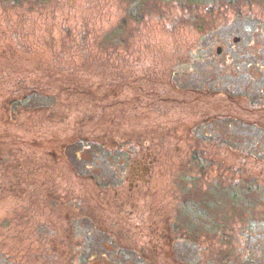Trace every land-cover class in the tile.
Wrapping results in <instances>:
<instances>
[{
	"label": "rangeland",
	"instance_id": "rangeland-1",
	"mask_svg": "<svg viewBox=\"0 0 264 264\" xmlns=\"http://www.w3.org/2000/svg\"><path fill=\"white\" fill-rule=\"evenodd\" d=\"M219 4L142 0L135 18L127 0H0V264H79L88 235L89 264H264V133L206 123L264 124V111L168 93L171 71L185 86L264 90V0ZM76 80L112 92L77 96ZM20 85L49 94L12 118L6 101ZM85 112L97 123L84 136L99 146L72 140ZM105 132L143 141L111 154ZM231 184L246 190L240 199L224 191ZM186 199L208 224L181 214Z\"/></svg>",
	"mask_w": 264,
	"mask_h": 264
},
{
	"label": "trees",
	"instance_id": "trees-1",
	"mask_svg": "<svg viewBox=\"0 0 264 264\" xmlns=\"http://www.w3.org/2000/svg\"><path fill=\"white\" fill-rule=\"evenodd\" d=\"M13 1V0H11ZM20 2L21 0H15ZM142 0H127L128 3V10L129 13L135 17V18H139L137 17L139 15V3ZM162 1H173V0H162ZM177 2H179L181 5H188L190 7L193 8H200V7H208V6H215L216 4H219L221 1H226L228 2L230 5L233 3H238L241 4V2L245 1L247 2V0H175ZM219 6H222L221 4H219ZM177 73L176 71H171L169 74V89H168V93H173L175 94L177 91L179 93H186V94H193V95H199L201 93H204L208 96L214 97V96H223V97H229L235 100V103L238 104L243 110H245V108L249 111H251L252 113L256 112V113H260L264 111V90L263 89H258V90H251V89H247V90H236V91H224V90H216L215 88H213L212 83L210 80H205V81H195L194 83H190V84H186L183 85L181 83V81L179 80V78L177 77ZM78 80V79H77ZM76 80V82H74V84L72 86H70V89L77 95H84L85 92L87 93H91L97 96H93V99L96 98L97 101H101L102 98L107 97L110 95V93L112 92V88L107 90L105 93L102 94L101 89L95 91V88L92 90L90 87L88 88L87 86H84L81 82L78 83V81ZM56 83V82H54ZM31 86H24V85H20L17 89H15L13 91V93L11 94V96L9 97L8 101H6V110L7 112H11L10 113V117L13 118V116L15 115L16 111L14 110H21L24 106L25 103L30 102L31 100L35 99L39 94L43 95V96H48L49 92L46 91V89H38V87L34 88H30ZM10 109V110H8ZM103 109H106L105 107ZM90 110V109H89ZM106 112V111H105ZM110 111L106 112L105 115L107 113H109ZM87 113V112H85ZM86 119H83L80 124H83L84 126L82 128H79V130H77L75 132V134L72 137V140L74 141L75 144L79 143L81 146L86 147V146H99L97 143H95L93 141V135H85L84 136V129H86V126H91L92 123L96 125V120L95 117L93 115H90L89 112L86 114ZM107 116V115H106ZM88 120V121H87ZM101 120V119H100ZM99 120V121H100ZM94 121V122H93ZM207 122H212L213 124H216L217 122H223L226 126H239V127H243V129H253L256 132H261L264 133V124L260 123V121L257 119L256 121L254 120H250L248 122H245L243 120H241L240 117H238L237 115H215L214 117H212L210 120L206 119V123ZM82 126V125H81ZM108 128V126H107ZM198 128V126L195 127V129ZM106 129V128H105ZM240 129V128H239ZM106 131V130H104ZM91 132V130H90ZM104 142L102 143V149L105 151L106 148L107 150L111 153L119 150V148L127 145V144H133L135 142H141L143 141V139L141 140L140 137H136L135 135H133L130 132H122V133H117L116 135H112L109 132H105V136H104ZM212 137L209 136H205L204 140H212ZM200 141V140H199ZM197 142V144H201V142ZM149 142H142V144L146 145ZM151 143V142H150ZM94 146V147H95ZM59 148V147H58ZM199 146H197V149H195L192 152V161L195 164L196 167H199V169L204 172L205 169L209 166V159L207 156V153L202 150V149H198ZM62 150V148H60ZM109 153V154H110ZM76 155V159L77 161H80V157H79V153H75ZM113 154V153H111ZM257 157H261L264 155V149L257 152ZM212 162V161H211ZM211 164V163H210ZM87 168H89L87 166ZM113 169V168H112ZM102 188L103 189H107L108 185L104 182H102ZM214 188L218 187L217 184H215L213 186ZM224 191L226 193H228L234 200L240 199V197L242 196V194H244V192H246V190L241 187L240 184H231L228 185L227 187H224ZM194 202L186 199L182 201V205L180 208V212L181 214L185 215L186 217H188L189 221L192 223V225L194 226V224H197L198 221L202 220V222L204 224H208L209 221L207 219V212H203L201 210H197L195 207ZM96 225V224H95ZM191 229V227H189ZM110 241H108L107 245L110 246L111 250H114V252L120 254L121 253V249L123 248V245L117 241H114L112 237H110ZM121 238V237H118ZM91 237L90 235H88L87 237H85V246H83L82 248V252L83 253H88L87 256L81 257L80 255L76 257V255H74V261L79 262V264H89L88 260L94 256H96V253L90 251V246H91ZM78 245V244H77ZM112 246V247H111ZM78 248H81L80 246ZM109 248V247H108ZM78 251V250H77ZM76 251V253H78ZM103 256H109L108 252H102ZM76 258H78V260H76Z\"/></svg>",
	"mask_w": 264,
	"mask_h": 264
},
{
	"label": "water",
	"instance_id": "water-1",
	"mask_svg": "<svg viewBox=\"0 0 264 264\" xmlns=\"http://www.w3.org/2000/svg\"><path fill=\"white\" fill-rule=\"evenodd\" d=\"M239 39L237 38L235 41H238ZM222 51V47H218L217 52L220 53Z\"/></svg>",
	"mask_w": 264,
	"mask_h": 264
}]
</instances>
